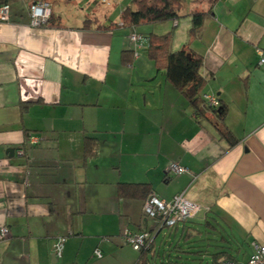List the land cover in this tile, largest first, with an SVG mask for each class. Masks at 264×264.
<instances>
[{
	"label": "crops",
	"instance_id": "1",
	"mask_svg": "<svg viewBox=\"0 0 264 264\" xmlns=\"http://www.w3.org/2000/svg\"><path fill=\"white\" fill-rule=\"evenodd\" d=\"M32 1L0 0L10 8L0 21V227L9 231L0 264H244L264 242V62L255 51L264 49V0H183L176 22L141 27L172 30L171 50L187 43L202 56L201 93L219 98L222 118L196 112L148 57L146 39L134 45L119 26L131 0H48L41 26L30 24ZM195 9L206 14L189 37ZM123 50H134L130 61ZM170 161L188 171L168 172ZM120 183L199 205L166 227L173 260L155 252L165 227L144 215L146 195L123 197ZM125 228L149 232L151 248L133 249Z\"/></svg>",
	"mask_w": 264,
	"mask_h": 264
},
{
	"label": "trees",
	"instance_id": "2",
	"mask_svg": "<svg viewBox=\"0 0 264 264\" xmlns=\"http://www.w3.org/2000/svg\"><path fill=\"white\" fill-rule=\"evenodd\" d=\"M208 1L211 2L212 0ZM182 3L183 0H131V3L126 5L121 11V24L119 26L130 28V34L136 33L140 35L141 41L139 44L142 43L143 39H146L148 57L157 64V67L159 65L163 66L167 81L185 96L196 112L208 108L212 109L219 118H222L225 113V106H221L219 98L215 94L219 102L218 106L212 107L204 103L203 95L205 93H201V90L206 78L201 73L202 56L189 48L187 43L176 50H171L172 30L163 33L152 32L144 36V34L137 32L135 29L143 23L152 24L163 20L176 22L180 16ZM188 14L191 19L188 35L192 37L196 35L202 26L206 12L202 9H195ZM92 22L95 21L85 20L83 27L89 26ZM133 53L134 50H123L124 60L130 61ZM218 131L221 137L229 139L232 136L231 132L223 126L219 125ZM118 192L123 197H145V195L147 197L150 189H148L147 183H120ZM190 219L180 224H184ZM150 248L151 246L146 249L142 248L141 251L149 250Z\"/></svg>",
	"mask_w": 264,
	"mask_h": 264
},
{
	"label": "built area",
	"instance_id": "3",
	"mask_svg": "<svg viewBox=\"0 0 264 264\" xmlns=\"http://www.w3.org/2000/svg\"><path fill=\"white\" fill-rule=\"evenodd\" d=\"M30 16V24L32 26H41L47 23L51 14V4L47 0H34L26 5ZM9 5L6 2L0 3V21L9 20ZM121 24V23H120ZM130 40L134 45H138L141 41L140 35L131 33ZM256 53L260 56L259 62H264V49L255 48ZM204 103L208 106L216 107L219 105L217 97L211 93L203 95ZM34 142V139L31 140ZM167 171L172 174H181L188 171L185 166L179 165L177 162L170 161L166 167ZM145 216L152 218L154 222L161 227H173L185 220L192 218L199 210V205L185 198L183 193L175 194L170 200H165L150 192L143 202L142 207ZM9 233L6 226L0 227V238H4ZM123 240L130 244L135 250L148 248L153 240V236L147 231L132 232L125 228L122 232ZM65 236H58L52 245V255L58 258L62 255ZM97 257L101 256L98 249L94 250ZM217 264H238L232 259L222 258ZM244 264H264V242L253 243L252 252Z\"/></svg>",
	"mask_w": 264,
	"mask_h": 264
},
{
	"label": "rangeland",
	"instance_id": "4",
	"mask_svg": "<svg viewBox=\"0 0 264 264\" xmlns=\"http://www.w3.org/2000/svg\"><path fill=\"white\" fill-rule=\"evenodd\" d=\"M161 22H165V21H161ZM144 25H146V24H144ZM142 26H143V24L139 25L140 31H142L143 34L149 33V30L146 31L145 29H142L141 28ZM171 48H172V46H171ZM165 232L167 233L166 227L163 229V232L159 233L158 236L156 237L154 249H155V252L159 253L161 256H163L165 254V255H167L168 258L170 256L171 260H173L174 259L173 257L177 254V252H175V251H177L179 248L175 246L176 241H174L172 243L171 240H168L169 236L167 234L164 235ZM173 238L174 237L172 236V239ZM179 246H181L182 250L187 249V248H185V245L182 243H180ZM180 255H183V253H180ZM184 259H185V257H184Z\"/></svg>",
	"mask_w": 264,
	"mask_h": 264
},
{
	"label": "water",
	"instance_id": "5",
	"mask_svg": "<svg viewBox=\"0 0 264 264\" xmlns=\"http://www.w3.org/2000/svg\"><path fill=\"white\" fill-rule=\"evenodd\" d=\"M6 151L9 152V155H12L14 153V148H7Z\"/></svg>",
	"mask_w": 264,
	"mask_h": 264
}]
</instances>
